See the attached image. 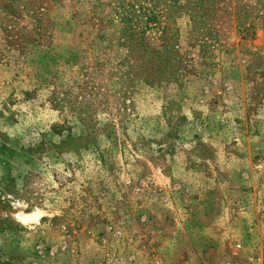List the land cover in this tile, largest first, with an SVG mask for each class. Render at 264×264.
Here are the masks:
<instances>
[{
    "label": "rangeland",
    "instance_id": "374dc122",
    "mask_svg": "<svg viewBox=\"0 0 264 264\" xmlns=\"http://www.w3.org/2000/svg\"><path fill=\"white\" fill-rule=\"evenodd\" d=\"M0 264H264V0H0Z\"/></svg>",
    "mask_w": 264,
    "mask_h": 264
},
{
    "label": "trees",
    "instance_id": "16d2710c",
    "mask_svg": "<svg viewBox=\"0 0 264 264\" xmlns=\"http://www.w3.org/2000/svg\"><path fill=\"white\" fill-rule=\"evenodd\" d=\"M121 5H122V1L119 3L118 6H121ZM118 9H120V7H118ZM115 13L117 15V12H115ZM123 13L124 12L119 13V14H123ZM133 15L134 14H131V17ZM133 17H135V16H133ZM122 19H124V18H122ZM131 23H137V22L131 21ZM131 26H129V28L133 27V26L132 27ZM124 36L125 37H118L117 47L121 48V47H124L125 44H127L126 46L128 47L127 48L128 54L126 56H123L122 58H120L119 61L117 62V65H118L117 72H120L121 74H123L122 76H126L128 78H130V77L133 78V77L140 75V80H142V82L147 83L148 80L144 79L145 76L147 75V71H146L147 68H145V67L149 66L152 63V62L148 61V58L149 59L153 58L155 56V53H153L152 50H149V51L147 50V46L144 45V41L141 37H137L138 39H135L133 37V35H131L130 33L128 36H126V35H124ZM150 53H151V55H150ZM159 57L160 56H157L156 59L153 60L154 66H157V63L160 62ZM138 68L144 69L142 74L140 72L137 73ZM148 69H151V68L148 67Z\"/></svg>",
    "mask_w": 264,
    "mask_h": 264
}]
</instances>
